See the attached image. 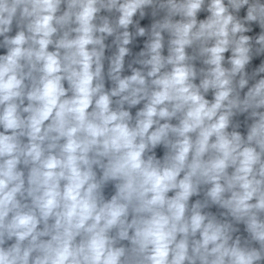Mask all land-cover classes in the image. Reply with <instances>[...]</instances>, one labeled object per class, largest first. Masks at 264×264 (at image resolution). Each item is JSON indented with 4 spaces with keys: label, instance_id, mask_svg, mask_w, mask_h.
Wrapping results in <instances>:
<instances>
[{
    "label": "clouds",
    "instance_id": "9594fccd",
    "mask_svg": "<svg viewBox=\"0 0 264 264\" xmlns=\"http://www.w3.org/2000/svg\"><path fill=\"white\" fill-rule=\"evenodd\" d=\"M0 264H264V0H0Z\"/></svg>",
    "mask_w": 264,
    "mask_h": 264
}]
</instances>
